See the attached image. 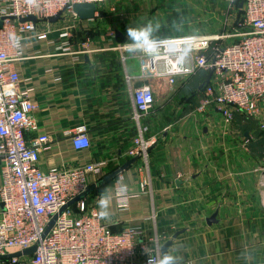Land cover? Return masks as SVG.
<instances>
[{
	"label": "crops",
	"instance_id": "crops-1",
	"mask_svg": "<svg viewBox=\"0 0 264 264\" xmlns=\"http://www.w3.org/2000/svg\"><path fill=\"white\" fill-rule=\"evenodd\" d=\"M114 1L97 6L93 19L41 23L47 39L29 35L22 43L14 67L37 105L38 135L50 139L40 167L99 163L100 171L89 174L91 185L129 161L127 152L142 135L150 144L144 172L133 163L88 196L99 211L101 193L111 195L110 219L103 221L112 230L131 226L144 238L158 235L161 247L172 240L167 253L177 264H264V100L256 115L236 111L226 122L211 107L198 109L208 73L181 77L178 86L156 79V103L136 120L131 90L153 81L141 77L142 52L125 47L128 28L113 16ZM198 1L197 10L211 15L232 9V0H206L207 8ZM70 25L71 38L60 37ZM80 124L91 145L77 150L69 131ZM121 185L130 196L126 210L116 202Z\"/></svg>",
	"mask_w": 264,
	"mask_h": 264
},
{
	"label": "built area",
	"instance_id": "built-area-1",
	"mask_svg": "<svg viewBox=\"0 0 264 264\" xmlns=\"http://www.w3.org/2000/svg\"><path fill=\"white\" fill-rule=\"evenodd\" d=\"M109 0H0V264H147L148 258L159 264L160 237H143L140 228L126 226L113 231L96 215V206L87 198L79 199L89 186V174L100 171L99 163L71 168L43 170L40 151L49 143L48 135H38L34 117L37 105L30 98V89L22 84L14 62L21 56L23 41L33 36L48 37V28L41 23L72 17L80 21L76 4L97 6ZM236 0H232L235 2ZM244 29L220 35H183L157 38L159 54L140 56L143 79H165L169 85L181 77H192L213 71L202 91L199 111L211 107L226 122L236 111L256 115L264 100V0H242ZM238 2V0H237ZM236 2V4H237ZM235 4V5H236ZM34 16L36 22L20 19ZM72 25L60 33L71 38ZM20 37L14 44L11 35ZM239 39L229 43L228 40ZM188 48L187 55L177 63L171 50ZM70 46L64 49L69 50ZM82 50L89 49L82 44ZM134 118L139 120L156 102L151 84L131 90ZM34 136L29 139V135ZM37 134V135H35ZM75 149L91 145L87 127L83 124L69 131ZM150 144L140 135L128 152L140 172L147 167ZM116 190L118 209L129 208L128 192ZM57 216L53 227L45 231ZM45 235V236H44ZM35 246L30 255L23 252ZM20 253V255H15ZM7 256V257H6Z\"/></svg>",
	"mask_w": 264,
	"mask_h": 264
},
{
	"label": "rangeland",
	"instance_id": "rangeland-1",
	"mask_svg": "<svg viewBox=\"0 0 264 264\" xmlns=\"http://www.w3.org/2000/svg\"><path fill=\"white\" fill-rule=\"evenodd\" d=\"M109 1L113 2L114 0H109ZM240 1L242 0H238V2L237 0L235 2L231 1L232 9H230V11L222 10L221 8H218L220 10H216V11L219 13L217 15H211L207 13V9H204L206 13H203V10H199L200 8L197 10V6L201 2L198 0H163V1L160 0L159 3L157 2L156 5L154 0H116V3H118L119 5L115 7L116 9L118 8V10L116 11L117 13L114 12L115 14H113V16L122 17V19H124V25L126 28L142 26L147 22H152L154 25H158V27L154 31V37L156 39L163 37H178V36L193 35V34L220 35L222 33L244 29L241 12L239 11L238 8V4L240 3ZM202 2H204V4L206 5L205 8L210 6L209 1L204 0ZM96 11H97V7H96ZM99 14H102V12H99ZM238 39H239L238 37H233L229 39L228 42L232 43ZM140 70H141V66H140ZM204 73L207 72L201 71L193 75L192 77L195 76L194 78L197 79L203 78L205 76ZM177 82L179 83V81ZM177 82L176 84L171 86H175V85L178 86L180 83L178 84ZM154 83L155 81L148 84H151L152 87L154 88L155 86ZM201 100L202 97H200L199 99L198 102L199 105ZM141 117L142 115L140 116V118ZM137 160L138 157L134 163H136ZM148 160H149V149L147 151V166H148ZM88 196L84 198L88 199ZM113 231H118V230H113Z\"/></svg>",
	"mask_w": 264,
	"mask_h": 264
},
{
	"label": "clouds",
	"instance_id": "clouds-1",
	"mask_svg": "<svg viewBox=\"0 0 264 264\" xmlns=\"http://www.w3.org/2000/svg\"><path fill=\"white\" fill-rule=\"evenodd\" d=\"M158 25H154L152 22H147L142 26L130 27L126 30V36L128 43L125 45L129 52H142L146 56L152 58L159 54L160 42L154 37V31ZM10 39L14 44H18L20 37L14 34L10 36ZM175 56L177 63H181L184 57L187 55L188 48L174 47L171 50ZM119 192L124 194L127 192V186L121 185ZM111 195L101 193L98 200L99 211L96 213L97 217L102 220L110 219L109 207L111 204ZM147 264H154L151 257L148 258ZM159 264H177V258L167 252H162L160 255Z\"/></svg>",
	"mask_w": 264,
	"mask_h": 264
},
{
	"label": "water",
	"instance_id": "water-1",
	"mask_svg": "<svg viewBox=\"0 0 264 264\" xmlns=\"http://www.w3.org/2000/svg\"><path fill=\"white\" fill-rule=\"evenodd\" d=\"M243 7V1H240V3L238 4V8L241 9ZM74 10L76 12V14L79 16L80 19H83V20H89V19H93L95 17V11H96V5L94 4H76L74 6ZM59 19V16L58 17H55L52 19V21H57ZM27 20H31V21H34L36 22V18L34 16H30V17H27V18H23V19H20V21L24 22V21H27ZM0 26H1V22H0ZM85 59L87 61H89L88 59V56H85ZM212 70L209 71L206 79L201 83V85L199 86V92L203 91L205 86L209 83V80L211 78V75H212ZM137 159V157H134V158H131L129 161H127L124 165H122L119 169L115 170L114 172H112L111 174L101 178L98 182L94 183V184H91L87 187V189L81 194L79 195L78 197H76L75 199H73L72 201H70L67 205H65L61 211L63 212L65 210V208L76 202L77 200L81 199V198H84L86 196H88L89 194H91L96 188H98L99 186H101L102 184H104L105 182H107L108 180H110L111 178L115 177L116 175H118L121 171L125 170L127 167H129L130 165H132L135 160ZM57 216H54L53 219L51 220V222L49 223L46 231H45V235L50 231V229L53 227L54 223H55V220H56ZM216 221V214H213L211 217H209L207 219V223L210 225L212 224L213 222ZM44 235V236H45ZM178 234H175L174 235V238L177 237ZM173 241L172 240H169L167 242H165L162 247H161V253L162 252H167L169 247L172 245ZM35 246L33 247H30L28 249H26L23 253L25 255H30L32 254L34 251H35ZM16 255H20V253H17L15 255H10L8 257H11V256H16ZM7 257V256H6ZM1 258V257H0Z\"/></svg>",
	"mask_w": 264,
	"mask_h": 264
}]
</instances>
